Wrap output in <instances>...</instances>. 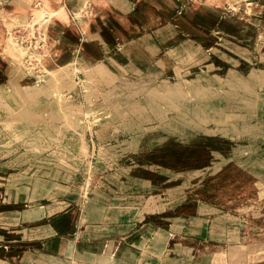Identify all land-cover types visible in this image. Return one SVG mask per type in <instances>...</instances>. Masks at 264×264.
Wrapping results in <instances>:
<instances>
[{"label":"rangeland","instance_id":"rangeland-1","mask_svg":"<svg viewBox=\"0 0 264 264\" xmlns=\"http://www.w3.org/2000/svg\"><path fill=\"white\" fill-rule=\"evenodd\" d=\"M12 1L0 264H264V0Z\"/></svg>","mask_w":264,"mask_h":264},{"label":"bare ground","instance_id":"bare-ground-1","mask_svg":"<svg viewBox=\"0 0 264 264\" xmlns=\"http://www.w3.org/2000/svg\"><path fill=\"white\" fill-rule=\"evenodd\" d=\"M114 1H117V2H119L120 0H114ZM256 1V0H255ZM258 1V0H257ZM71 4H72V6H75L76 5V3H78L79 2V0H70L69 1ZM171 2H172V0H171ZM124 3V2H123ZM104 4H105V2H104ZM168 4V3H167ZM172 5V4H171ZM169 6H170V4H169ZM252 6H254V8L256 7L255 5H253V3H252V1L249 3V6H247L248 7V9H250V10H252L251 8H253ZM19 0H14V1H12L11 3H9L7 6H6V8H7V13L8 14H10V13H12V12H14V11H16V10H18L19 8ZM261 8V7H260ZM44 9H46L47 10V12H49V14H50V18H49V25L51 26H49L51 29H59V28H62V27H64V30H65V28H67V27H65V26H67L66 25V20H65V18H64V16H63V13H62V10H61V8L55 3V2H53V3H48V2H46V6H45V8ZM257 11H259V10H257ZM260 12V11H259ZM250 13H253V12H250ZM258 13V12H257ZM254 14V13H253ZM48 20V19H47ZM86 23V22H85ZM88 26V25H87ZM85 29V28H84ZM71 30H72V28L70 27V28H68L67 29V34H69V33H71ZM10 53H11V50H10ZM111 77V76H110ZM121 80V79H120ZM49 82V81H48ZM115 82V81H114ZM28 87H26V89H27ZM29 89V88H28ZM131 89V88H130ZM43 91V90H42ZM19 92H21V91H19ZM18 92V93H19ZM44 99V98H43ZM32 103H33V101H32ZM59 103V102H58ZM9 104V103H8ZM37 113V112H36ZM127 183V182H126ZM157 248V247H156ZM164 250V249H163ZM156 253V252H155ZM158 253V252H157ZM152 255V254H151ZM161 261H162V264H181L178 260H176L174 257H170V256H168V255H164V257H162L161 259H160ZM163 260H164V262H163Z\"/></svg>","mask_w":264,"mask_h":264},{"label":"crops","instance_id":"crops-1","mask_svg":"<svg viewBox=\"0 0 264 264\" xmlns=\"http://www.w3.org/2000/svg\"><path fill=\"white\" fill-rule=\"evenodd\" d=\"M43 256H47L48 257V255H43ZM94 256H96L95 257V259L97 260V261H100V262H103V263H105L107 260H108V258L107 257H104V256H100V255H94ZM150 256V255H149ZM152 257H156V258H158L159 260H160V258L159 257H157V256H152ZM181 263V262H180ZM182 264V263H181Z\"/></svg>","mask_w":264,"mask_h":264}]
</instances>
